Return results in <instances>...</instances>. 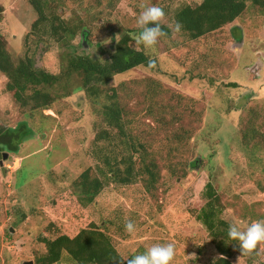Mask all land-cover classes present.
I'll list each match as a JSON object with an SVG mask.
<instances>
[{"label": "rangeland", "instance_id": "obj_1", "mask_svg": "<svg viewBox=\"0 0 264 264\" xmlns=\"http://www.w3.org/2000/svg\"><path fill=\"white\" fill-rule=\"evenodd\" d=\"M59 1L64 19L86 25L88 40L78 35L72 46L62 47L48 37L34 43L32 36L26 43L37 19L29 0H0V34L11 56L17 64L30 56L37 68L59 75L72 55L105 63L115 42L130 32L132 47L157 60L158 68L116 75L108 87L119 89L132 121L127 130L150 149L161 178L153 193L143 182L107 186L95 204L79 209L75 184L99 164V130L114 136L119 131L102 122L78 73L60 84L57 103L43 112L23 109L0 73V132L27 123L34 133L18 153L0 151V264H36L46 253L42 234L75 237L93 225L111 237L125 260L154 244L174 243V264H212L220 255L198 218L209 183L221 194L229 224L243 228L264 220V13L249 3L233 24L190 41L176 30L174 15L184 4L203 0ZM150 6L163 8L160 27L171 31L155 50L137 43L139 15ZM129 220L134 234L125 231ZM236 244L234 264H264V246L242 255ZM57 264L76 263L65 254Z\"/></svg>", "mask_w": 264, "mask_h": 264}, {"label": "trees", "instance_id": "obj_2", "mask_svg": "<svg viewBox=\"0 0 264 264\" xmlns=\"http://www.w3.org/2000/svg\"><path fill=\"white\" fill-rule=\"evenodd\" d=\"M57 2L29 0L37 19L31 26V34L26 36V43L32 36L34 43H47L48 37L62 47L72 46L78 35H82L83 42L88 40L90 32L86 30V25L64 19L59 13L62 2ZM249 3L264 13V0H203L201 3L193 1L184 4L175 12L174 20L190 41H197L233 24L245 13ZM3 12L0 5V23ZM163 31L167 35L171 32L169 29ZM133 42L135 39L130 32L122 36L115 42L105 63L86 55H72L69 57L68 68L63 74L56 75L37 68L30 56L24 57L17 64L7 48L6 40L0 34V73L8 78L7 90L23 109L30 112L52 110L60 96L55 95L60 84L78 73L86 96L98 105L102 122L119 131L116 136L109 129H101L97 134L94 154L99 164L96 168L87 169L75 184L78 192L76 205L82 210L95 204L107 186H133L143 182L146 192L153 193L161 178L160 167L151 158L150 149L137 135L127 130L132 121L122 106L119 89L108 87L116 75L139 67L147 68L149 59H153L133 48ZM157 68L158 62L157 67L151 70ZM33 135L27 123L20 124L17 129L0 132V151L7 148L16 154L20 145ZM243 142L246 146L249 143L247 134L243 136ZM204 201L205 205L198 218L209 232L220 255L214 261H217L216 264H234L235 241L227 236L230 224L222 217V197L212 183L206 187ZM38 240L46 244V253L36 259V264H57L65 254L76 264H126L127 260L135 256L125 260L115 248L111 237L96 225L81 230L75 237L42 234Z\"/></svg>", "mask_w": 264, "mask_h": 264}, {"label": "clouds", "instance_id": "obj_3", "mask_svg": "<svg viewBox=\"0 0 264 264\" xmlns=\"http://www.w3.org/2000/svg\"><path fill=\"white\" fill-rule=\"evenodd\" d=\"M165 16L163 8L159 6L146 7L139 15L137 21L142 29L139 33L137 43L142 44L145 49L155 50L159 39L166 36L160 27V22ZM180 25L176 30H180ZM147 69H155L157 62L155 59H149ZM125 231L134 234L136 225L132 221H127ZM227 236L230 240L236 241L242 255L255 252L259 246H264V220L253 221L246 227L234 222L229 225ZM177 255V248L174 243L154 244L143 254H137L126 261V264H174ZM220 259H223L221 257ZM217 261H214L216 264Z\"/></svg>", "mask_w": 264, "mask_h": 264}, {"label": "water", "instance_id": "obj_4", "mask_svg": "<svg viewBox=\"0 0 264 264\" xmlns=\"http://www.w3.org/2000/svg\"><path fill=\"white\" fill-rule=\"evenodd\" d=\"M2 157H3V154L0 153V161H1V164H3ZM4 158L5 159H8V155L7 154H4ZM24 264H34V262L33 261H31V262H25Z\"/></svg>", "mask_w": 264, "mask_h": 264}]
</instances>
